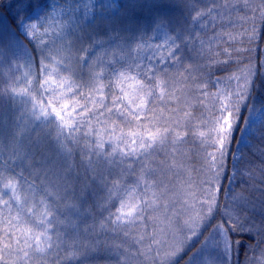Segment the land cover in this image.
I'll return each mask as SVG.
<instances>
[{
	"label": "snow or ice",
	"instance_id": "obj_1",
	"mask_svg": "<svg viewBox=\"0 0 264 264\" xmlns=\"http://www.w3.org/2000/svg\"><path fill=\"white\" fill-rule=\"evenodd\" d=\"M257 14L264 0H0V264H234L245 235L264 264L251 192L223 188L246 179L264 210V62L238 59Z\"/></svg>",
	"mask_w": 264,
	"mask_h": 264
},
{
	"label": "trees",
	"instance_id": "obj_2",
	"mask_svg": "<svg viewBox=\"0 0 264 264\" xmlns=\"http://www.w3.org/2000/svg\"><path fill=\"white\" fill-rule=\"evenodd\" d=\"M239 3L241 7H243V0H233V3ZM252 6H256L260 3V0H250ZM6 12V10H4ZM176 13V12H175ZM174 14V13H173ZM239 15H248L251 16L252 13L250 11H246L244 13H239ZM181 17L180 11L177 12L174 19H179ZM255 26L257 28L258 37L255 41H253L251 44L247 42L245 39L243 47L250 48L252 51L247 53H241L240 57L238 59L242 60L244 63H247L249 60H251L252 63H259L264 62V25L261 24V21L258 17L255 21L248 20L246 23H243V28H247L249 31H251L252 27ZM241 26L238 23L235 31H240ZM240 46V45H237ZM238 65L233 64L229 66V71H235L237 69ZM264 71V70H262ZM253 99L256 103V105L259 107L260 104L264 103V75L258 76L255 81V87L253 91ZM254 144L259 143L258 140L253 141ZM235 150V146H234ZM184 151L188 153L187 157H180L179 160L185 164V166L189 169L191 178L195 182H199V180L203 179V175L198 173L197 171H192V169H199L200 168V161L199 157L196 154L197 150L194 145H187L184 148ZM49 155H53L51 152L48 153ZM251 158L250 153L245 150V161L240 163L238 165L239 168L243 169L245 164L247 163V160ZM78 163V158H77ZM77 173H79V181H77L76 176ZM230 174V172H229ZM259 175V174H258ZM188 173H184L181 176V179H187ZM84 171L83 168H76L73 171L72 175V183L76 184L77 187H82L84 183ZM224 190H227V182L225 181L223 183ZM234 191L241 192L244 191L246 193L251 192L252 199L256 202V209L252 213L253 219L259 223L261 219H264V210L260 207V193L259 192H252L249 186V183L246 181V179H242L241 177H237L236 184L234 186ZM91 202V201H90ZM223 194L221 195V203H223ZM220 219V216L217 215L215 220H212L211 223L215 224ZM207 235V233H205ZM234 239H238L242 243V247L237 255H234L233 261L234 264H247L248 261H253L254 257L259 256V248L255 252H252L248 249V245L250 243H255L256 241L249 239L248 236H235ZM259 240V237L256 238ZM198 246V245H197ZM264 246V245H262ZM63 253H61V256ZM57 256L56 253L53 252L51 257L48 259L47 264H56ZM143 261V258L137 259H129L128 264H141ZM61 264H64L63 261H61ZM98 264H101V262H98ZM144 264H147V262H144ZM179 264H184L183 260L179 261Z\"/></svg>",
	"mask_w": 264,
	"mask_h": 264
},
{
	"label": "rangeland",
	"instance_id": "obj_3",
	"mask_svg": "<svg viewBox=\"0 0 264 264\" xmlns=\"http://www.w3.org/2000/svg\"><path fill=\"white\" fill-rule=\"evenodd\" d=\"M51 2H56V3H59V2H62V0H50V3ZM179 10H172L171 12H170V14L173 16V18L176 16V14H177V12H178ZM176 12V13H175ZM174 13V14H173ZM139 15H140V17L144 20V21H147L149 18H150V14H149V12L147 11V10H144L143 12H139L138 13ZM98 24H99V22H97ZM95 27V26H94ZM104 27H105V25H103V24H101L100 26H99V28H96L95 30L96 31H99V32H103L104 31ZM94 29L93 28H89L88 29V31L89 32H92ZM86 43H87V40L85 41ZM228 171L230 172V174H231V171H232V165H231V162H229V167H228ZM225 182V181H224ZM223 182V183H224ZM236 184V183H235ZM235 184H233V185H229L228 183H227V189L229 188V187H231L232 189H234V186H235Z\"/></svg>",
	"mask_w": 264,
	"mask_h": 264
}]
</instances>
